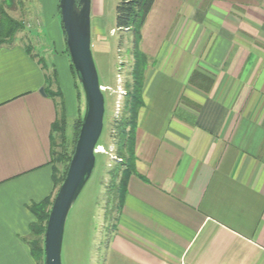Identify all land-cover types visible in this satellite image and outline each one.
Instances as JSON below:
<instances>
[{
    "label": "crops",
    "instance_id": "1",
    "mask_svg": "<svg viewBox=\"0 0 264 264\" xmlns=\"http://www.w3.org/2000/svg\"><path fill=\"white\" fill-rule=\"evenodd\" d=\"M37 1L65 101L60 0ZM21 40L0 47V264H38L30 207L54 190L50 67ZM139 48L136 175L104 264H264V0H156Z\"/></svg>",
    "mask_w": 264,
    "mask_h": 264
},
{
    "label": "rangeland",
    "instance_id": "2",
    "mask_svg": "<svg viewBox=\"0 0 264 264\" xmlns=\"http://www.w3.org/2000/svg\"><path fill=\"white\" fill-rule=\"evenodd\" d=\"M120 1L91 0L93 55L100 83L111 89V91L104 92L106 112L104 130L99 141L106 153L96 154L97 161L94 172L70 211L64 236L63 264H104L106 244L115 223L116 209L114 207L116 203L114 204L109 188L111 178L107 175L109 167L115 165L111 162L116 160L115 146L110 137V130L113 120L120 117L123 112L125 94H127L125 83L132 82L130 74L134 64L131 53L133 48L132 32L120 31L116 28V10ZM37 7V0H0V15L6 14L21 25L15 35V40L21 38L22 43L32 52H36L37 57L45 58L41 57L42 60L47 61L50 67L46 71L51 78L47 88L57 92L59 79L55 80L52 69L55 65L57 66V60H54L57 55L50 51L54 47L48 50L47 45H44L43 37L46 38V27H42L43 24L38 18L40 10ZM36 30L37 32H34ZM38 33L39 36L36 35ZM46 41L48 42V39ZM62 79L61 86L66 91L64 105L69 122L66 132L71 146L74 137L75 117L83 118L85 112V96L81 84L73 75L67 80L64 77ZM121 91L124 94H119ZM57 100L59 101V98ZM117 103H119V109ZM53 160L52 165L62 170L63 163L58 162L56 157ZM31 239L33 240L32 236H30Z\"/></svg>",
    "mask_w": 264,
    "mask_h": 264
},
{
    "label": "trees",
    "instance_id": "3",
    "mask_svg": "<svg viewBox=\"0 0 264 264\" xmlns=\"http://www.w3.org/2000/svg\"><path fill=\"white\" fill-rule=\"evenodd\" d=\"M155 2L156 0H121L116 10V28L120 31H130L133 34V48L131 53L134 58L133 70L130 74L132 82L128 81L125 83L127 94L124 109L121 116L113 120L112 128L110 130V137L113 140V145L115 146L114 153L116 160L115 162H111V164L113 163L115 165L109 167L110 169H108L107 175L111 178L109 188L111 196L114 199V204L116 203V206L114 207L116 212L121 206V201L126 194L128 180L132 175H136V130L139 112L144 105L143 86L149 64V57L140 51L139 44L141 40L142 27ZM20 26V24L8 17L6 14L2 13V15H0V47L14 43L15 35L20 29ZM66 53L69 55L67 44ZM43 61L44 64H46V60ZM46 66L48 67L47 64ZM71 71L74 78L77 80L72 61ZM53 77L55 80L58 79V73L55 67H53ZM50 82L51 78L47 74L46 83L49 85ZM76 87L78 89V84ZM46 94L54 98L58 106V118L52 127L51 164H53V159L56 157L58 162L63 163V167L62 170H59L56 166L52 165V180L54 185L53 193L45 198L41 203L33 204L30 207L31 212L35 217V222L31 226V236L33 237V240L31 239L29 241V245L31 254L38 264H44L45 262L44 238L47 222L57 194L56 191L58 192L67 174L82 124V118L75 121L73 126L74 137L70 146L66 132L67 118L63 95L61 91L54 92L48 89H46ZM57 98H59V101ZM101 146L103 145L99 143L98 147ZM114 220H116V217Z\"/></svg>",
    "mask_w": 264,
    "mask_h": 264
},
{
    "label": "water",
    "instance_id": "4",
    "mask_svg": "<svg viewBox=\"0 0 264 264\" xmlns=\"http://www.w3.org/2000/svg\"><path fill=\"white\" fill-rule=\"evenodd\" d=\"M91 0H60L66 44L85 96V112L67 174L54 199L44 238L45 264H63L70 211L88 184L104 130L106 99L92 50ZM40 93L46 96L45 89Z\"/></svg>",
    "mask_w": 264,
    "mask_h": 264
},
{
    "label": "built area",
    "instance_id": "5",
    "mask_svg": "<svg viewBox=\"0 0 264 264\" xmlns=\"http://www.w3.org/2000/svg\"><path fill=\"white\" fill-rule=\"evenodd\" d=\"M102 90H103V92H106L107 90H110L111 91V89L110 88H108V87H104V86H102ZM119 93V92H118ZM119 94H124L122 91L119 93ZM126 95V94H125ZM117 108L119 109L120 107H119V103H117ZM96 152L98 153V154H100V153H106L105 152V150L102 148V147H97V150H96Z\"/></svg>",
    "mask_w": 264,
    "mask_h": 264
}]
</instances>
